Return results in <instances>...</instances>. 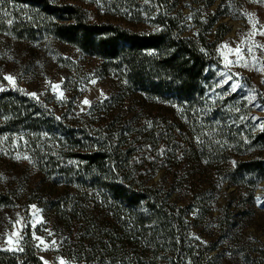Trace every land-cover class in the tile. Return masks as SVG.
Wrapping results in <instances>:
<instances>
[{
	"label": "rangeland",
	"instance_id": "rangeland-1",
	"mask_svg": "<svg viewBox=\"0 0 264 264\" xmlns=\"http://www.w3.org/2000/svg\"><path fill=\"white\" fill-rule=\"evenodd\" d=\"M52 1L79 6L92 22L134 32L158 30L156 13L165 12L179 17L184 37L196 39L202 32L215 42L219 65L208 71L204 94L179 107L124 90L109 63L72 44L45 34L20 36L18 15L0 10V87L34 102L46 117L97 130L102 141L119 139L137 164L136 182L167 191L170 204L187 212L185 246L196 263L264 264V178L242 168L264 162V141L257 138L264 131V2ZM237 46L242 59L226 68L223 56L236 61ZM225 72L238 81L235 92H226L228 85L217 87ZM75 152L63 137L40 126L0 134V251L16 253L28 245L43 264H78L81 248L89 252L83 259L110 249L135 253L127 242H115L120 225L106 210L103 191L89 187ZM79 208L88 209V220L74 213ZM101 242L108 243L107 251L99 248ZM120 256L112 255L116 260L107 258L106 264L120 263Z\"/></svg>",
	"mask_w": 264,
	"mask_h": 264
},
{
	"label": "trees",
	"instance_id": "trees-1",
	"mask_svg": "<svg viewBox=\"0 0 264 264\" xmlns=\"http://www.w3.org/2000/svg\"><path fill=\"white\" fill-rule=\"evenodd\" d=\"M156 2L162 4L160 0ZM0 10L18 15L20 24L15 30L20 36L33 38L45 34L72 44L109 63L118 72L124 90L161 103L179 107L195 104L204 94L208 71L219 65L215 42L210 43L202 32L196 39L184 37L179 17L165 12L156 13L158 30L134 32L112 23L92 22L79 6L52 0H0ZM46 116L29 99L11 91L0 93V119H6L0 134L29 125L40 126L78 150L72 156L84 163L89 187L103 191V204L120 225V229L115 228L114 241L127 242L126 246L130 244L135 252L130 250L133 255L128 256L125 251L121 254L110 249L116 251L105 256L96 251L83 259L89 252L81 248L78 264L81 260L85 264L95 260L106 264L107 258L118 254L121 256L117 264H198L185 246L187 212L170 204L167 191L136 182L137 164L119 139L116 144L109 137L102 141L97 130L74 127L64 123V118L61 121ZM257 138L264 141V131ZM242 168L264 178V162L260 160L250 161ZM86 210L79 208L74 213L88 220ZM142 242L148 249L141 252ZM98 245L108 250V243ZM21 249L16 253L0 251V264H43L28 245Z\"/></svg>",
	"mask_w": 264,
	"mask_h": 264
},
{
	"label": "snow or ice",
	"instance_id": "snow-or-ice-1",
	"mask_svg": "<svg viewBox=\"0 0 264 264\" xmlns=\"http://www.w3.org/2000/svg\"><path fill=\"white\" fill-rule=\"evenodd\" d=\"M261 2H264V0H261ZM4 15H8V13L5 12ZM189 19H191V17H189ZM9 23H11V21H9ZM253 27H255V25H253ZM261 34H264V33H261ZM249 35H252V33H249ZM262 47H264V46H262ZM234 52L236 53V55L238 57V59L236 61L229 60L226 55L223 56L226 68L229 67L230 65H233V64H239L240 59H242V57L240 56L241 49H240L239 46H237V48L234 50ZM249 52H251V47H249ZM221 55H223V53H221ZM220 75H222L224 77V79L221 80L217 84V87H221L223 85H228L229 88H228V90H226V92H228V91L235 92L240 87L238 81H232V75H230L229 73L225 72V73H221ZM4 79L9 81V83L13 84V86H15V81H14V79H13V77L11 75H5ZM229 81H232V83L229 84ZM93 83H94V81H93ZM53 87H59V86H55L54 85ZM3 90H4L3 87H0V91H3ZM101 94L103 95V93H101ZM31 95L34 98L36 97L35 93H32ZM62 95L63 94L61 93V97H62ZM83 103L85 105H87V104H89V101L87 99H85L83 101ZM256 107H260V105H256ZM241 119H243V117H241ZM33 208H34V206H33ZM17 215L19 216V214H17ZM17 222H19V220ZM49 234L51 235V233H49ZM36 238L39 239V237H36ZM8 243H12L11 238H9ZM41 243H44V241L41 240ZM52 243L55 244L56 242L52 241ZM20 250L22 251V249H20ZM61 264H62V262H61Z\"/></svg>",
	"mask_w": 264,
	"mask_h": 264
}]
</instances>
